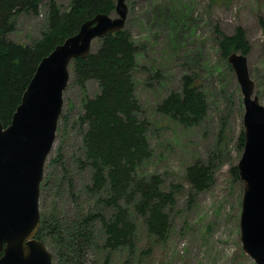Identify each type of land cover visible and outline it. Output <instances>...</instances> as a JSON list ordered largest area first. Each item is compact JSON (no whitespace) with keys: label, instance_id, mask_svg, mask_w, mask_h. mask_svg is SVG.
I'll use <instances>...</instances> for the list:
<instances>
[{"label":"rangeland","instance_id":"1","mask_svg":"<svg viewBox=\"0 0 264 264\" xmlns=\"http://www.w3.org/2000/svg\"><path fill=\"white\" fill-rule=\"evenodd\" d=\"M54 1L65 12L73 0ZM126 3V29L140 52L134 74L136 94L142 118L149 122L148 141L153 153L145 175H158L165 191L176 187V203L168 210L170 231L161 240L150 234L144 217L135 214L137 231L129 248L107 249L100 221L91 228L96 233L94 246L68 256L66 262L46 246L55 255L56 264H256L242 249L243 184L232 175L243 154L239 148L244 132L243 95L236 74L221 57L219 41L222 34L231 36L237 28L244 29L251 45L250 75L255 94L264 105V0ZM48 14L49 3L45 2L39 15L19 16L8 39L33 45L48 29ZM112 16L117 18L115 13ZM97 47L95 41L92 51ZM185 75L198 77L208 105L204 120L193 126L157 111L171 92L181 91ZM98 93V82L90 80L83 88L71 70L39 206L41 215L57 216L63 225L90 213L100 212L107 218L113 215L111 210L105 211L99 196L90 192L92 171L84 149V105ZM197 162L211 166L214 183L196 194L186 171ZM129 209L132 214L133 208Z\"/></svg>","mask_w":264,"mask_h":264},{"label":"trees","instance_id":"2","mask_svg":"<svg viewBox=\"0 0 264 264\" xmlns=\"http://www.w3.org/2000/svg\"><path fill=\"white\" fill-rule=\"evenodd\" d=\"M212 1L218 4L230 0ZM45 2L49 3L48 29L42 38L33 45L9 40L7 36L16 30L19 16L39 15ZM116 4L117 0H73L69 9L62 12L54 0H0V119L5 128L11 124L41 61L77 34L86 21L99 14H116ZM96 41L97 49L85 59L74 60L70 68L81 87L90 80L99 84V93L85 101L81 122L87 126L84 149L86 164L92 171L90 192L99 196L105 211L111 210L113 215L107 218L100 212L90 213L70 225L60 223L57 216L41 215L37 238L53 248L64 262L68 256L94 246L96 233L91 228L97 221L102 223L107 249L113 251L133 245L135 214L144 217L150 234L165 240L170 231L168 210L176 203V187L165 191L158 175H145L153 153L148 141L149 122L142 118L136 94L134 74L139 49L126 27ZM219 49L231 70V54L251 53L241 27L231 36L222 34ZM207 109L206 95L198 77L193 75H185L181 91L171 92L157 107L160 114L187 126L200 124ZM244 146L242 132L241 151ZM232 175L241 181L237 166ZM186 177L196 194L214 183L211 166L199 162L187 168ZM43 188L42 184L41 191ZM129 207L133 208L132 214ZM74 244L78 249H73Z\"/></svg>","mask_w":264,"mask_h":264},{"label":"water","instance_id":"3","mask_svg":"<svg viewBox=\"0 0 264 264\" xmlns=\"http://www.w3.org/2000/svg\"><path fill=\"white\" fill-rule=\"evenodd\" d=\"M117 18L99 14L39 64L11 124L0 119V264H56L37 238L41 227V185L53 150L71 64L92 53L93 43L126 27L129 8L117 0ZM228 63L240 84L245 109V146L237 165L243 184L242 249L264 264V105L255 94L248 56L233 53Z\"/></svg>","mask_w":264,"mask_h":264}]
</instances>
